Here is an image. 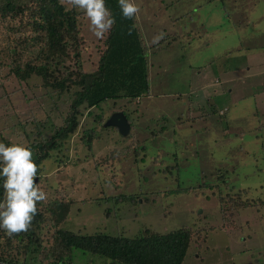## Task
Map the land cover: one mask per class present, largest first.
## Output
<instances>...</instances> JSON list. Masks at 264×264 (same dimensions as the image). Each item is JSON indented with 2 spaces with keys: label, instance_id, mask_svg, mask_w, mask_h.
<instances>
[{
  "label": "rangeland",
  "instance_id": "rangeland-1",
  "mask_svg": "<svg viewBox=\"0 0 264 264\" xmlns=\"http://www.w3.org/2000/svg\"><path fill=\"white\" fill-rule=\"evenodd\" d=\"M135 2L142 9L135 26L143 42L148 93L132 102L107 100L89 115L84 111L64 150L54 152L63 163L55 165L51 157L42 161L36 182L47 194L41 202L47 221L39 225L48 232L41 235L50 239L62 228L131 238L144 229L162 234L184 228L190 242L181 264H264V80L250 83L236 65L250 52L264 57V0ZM78 22L81 65L92 71L104 39L88 31L86 19ZM1 23L0 142H35H26L19 132L23 122L25 134L43 124L37 140L47 141L63 123L69 95L56 96L34 75L24 81L14 77L11 69L30 57L16 41L31 40L32 34L22 28L14 35ZM161 32L164 39L151 44ZM231 66L236 70L225 82L218 72ZM116 112L129 122L126 137L102 126ZM89 130L96 134L87 148L83 138ZM108 157L114 165L105 169ZM55 189L63 190L65 205L55 207L53 216ZM106 263L73 248L55 261ZM0 264L42 261L28 251L15 262L0 258Z\"/></svg>",
  "mask_w": 264,
  "mask_h": 264
},
{
  "label": "trees",
  "instance_id": "trees-1",
  "mask_svg": "<svg viewBox=\"0 0 264 264\" xmlns=\"http://www.w3.org/2000/svg\"><path fill=\"white\" fill-rule=\"evenodd\" d=\"M105 3L116 22L104 38L93 70L85 71L81 65V22H78L85 19L82 13L71 9L67 4H61V0H0V24L8 23L4 28L14 35L20 36L22 28L23 32L32 34L31 40L20 37L16 41V44L22 43L21 47L30 57L22 67L11 69L14 77L24 81L34 75L40 79L44 88L50 89L56 96L64 93L69 95L63 123L54 130L47 141L37 140L42 139L37 130L44 126L43 124L36 127L35 121L32 120L29 124H34L35 130L25 134L23 129L28 124L20 123L19 132L24 136V140L35 141L25 145L31 148L33 160L39 166L38 178L43 172L42 161L45 159L51 157V162L55 165L63 163V157L55 158L54 152L61 153L64 150L67 140L77 130L84 111L87 112L85 115H89L90 109H98L99 105L107 100L132 102L148 93L143 42L135 26V18H122L118 0H105ZM15 49L16 46L10 48V56L14 54ZM65 62L70 65H65ZM59 67L62 68L61 71ZM93 122L99 124L100 116L95 115ZM84 134L83 140L86 147L90 148L91 137L96 133L89 130ZM126 136L127 134L124 137ZM4 144L10 146L13 143ZM109 159L108 157L106 160L107 164H102L105 169H108L110 164L114 165ZM62 192L61 189H55L53 192L55 197L50 208V214L53 216L59 210L55 207L65 205L60 198ZM243 193L245 194V191ZM3 196V178H0V201ZM260 204L264 206L263 201ZM42 207L39 202L38 214L27 233L9 237L0 229V239L5 245L4 248L1 247L3 244L0 246V258H4L6 263L19 260L25 252L36 251L42 264H55V261L62 258V254L73 248L105 258L108 260L106 264H181L189 246V232L184 228L162 234L144 229L138 236L131 238L102 233L83 235L58 228L50 239H45L41 231L48 230H41L43 227L39 225L40 222L47 221L45 213L41 212ZM13 242L15 243L12 244Z\"/></svg>",
  "mask_w": 264,
  "mask_h": 264
},
{
  "label": "clouds",
  "instance_id": "clouds-1",
  "mask_svg": "<svg viewBox=\"0 0 264 264\" xmlns=\"http://www.w3.org/2000/svg\"><path fill=\"white\" fill-rule=\"evenodd\" d=\"M61 4L82 13L88 22V31L97 40H103L115 25V17L105 0H61ZM118 6L124 19L137 18L142 11L135 0H118ZM164 36L161 32L150 43L159 44ZM38 173L39 166L33 160L30 147L6 146L0 142V178H3L4 193L0 201V229L9 237L27 233L38 214L37 204L47 200V194L36 182Z\"/></svg>",
  "mask_w": 264,
  "mask_h": 264
},
{
  "label": "crops",
  "instance_id": "crops-1",
  "mask_svg": "<svg viewBox=\"0 0 264 264\" xmlns=\"http://www.w3.org/2000/svg\"><path fill=\"white\" fill-rule=\"evenodd\" d=\"M247 55H245L246 57ZM246 58H249L247 61H241L239 63H237L236 65L241 68L244 73L246 78L248 79V81L251 83L254 80L258 81H262L264 80V57L263 54L260 51H254V52H250V55ZM222 71H219L218 74L221 72L223 75V79L225 82H228L227 80H229V76L231 71H235L236 70V66H231V68H221ZM202 79H206V78H202ZM261 90L259 87L253 88V91L257 93V91ZM228 93H231V90H228ZM259 95V97L262 99V96L264 94H262V96H260V93H257Z\"/></svg>",
  "mask_w": 264,
  "mask_h": 264
},
{
  "label": "water",
  "instance_id": "water-1",
  "mask_svg": "<svg viewBox=\"0 0 264 264\" xmlns=\"http://www.w3.org/2000/svg\"><path fill=\"white\" fill-rule=\"evenodd\" d=\"M102 126L103 128L110 127L116 129L121 136H125L129 129L126 118L121 112L112 113Z\"/></svg>",
  "mask_w": 264,
  "mask_h": 264
}]
</instances>
